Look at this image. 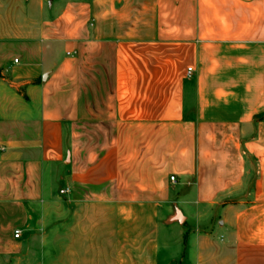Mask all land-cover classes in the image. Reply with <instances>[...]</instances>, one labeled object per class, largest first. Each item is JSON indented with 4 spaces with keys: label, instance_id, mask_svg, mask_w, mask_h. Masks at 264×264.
I'll return each instance as SVG.
<instances>
[{
    "label": "crops",
    "instance_id": "0c3cea01",
    "mask_svg": "<svg viewBox=\"0 0 264 264\" xmlns=\"http://www.w3.org/2000/svg\"><path fill=\"white\" fill-rule=\"evenodd\" d=\"M263 116L264 0H0V264H264Z\"/></svg>",
    "mask_w": 264,
    "mask_h": 264
},
{
    "label": "built area",
    "instance_id": "2783aa9c",
    "mask_svg": "<svg viewBox=\"0 0 264 264\" xmlns=\"http://www.w3.org/2000/svg\"><path fill=\"white\" fill-rule=\"evenodd\" d=\"M191 73H192V69H191V68H188V69H187V78H191ZM170 181H171V182H175V178H174V177H171V178H170ZM60 193H61V194H65L66 191H61ZM13 237H14L15 239H17V238L19 237V231H15L14 234H13Z\"/></svg>",
    "mask_w": 264,
    "mask_h": 264
},
{
    "label": "trees",
    "instance_id": "16d2710c",
    "mask_svg": "<svg viewBox=\"0 0 264 264\" xmlns=\"http://www.w3.org/2000/svg\"><path fill=\"white\" fill-rule=\"evenodd\" d=\"M262 119H264V116L263 117H261Z\"/></svg>",
    "mask_w": 264,
    "mask_h": 264
}]
</instances>
